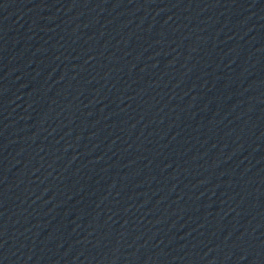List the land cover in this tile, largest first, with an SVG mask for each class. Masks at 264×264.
Instances as JSON below:
<instances>
[{"label":"water","instance_id":"water-1","mask_svg":"<svg viewBox=\"0 0 264 264\" xmlns=\"http://www.w3.org/2000/svg\"><path fill=\"white\" fill-rule=\"evenodd\" d=\"M0 264H264V0H0Z\"/></svg>","mask_w":264,"mask_h":264}]
</instances>
